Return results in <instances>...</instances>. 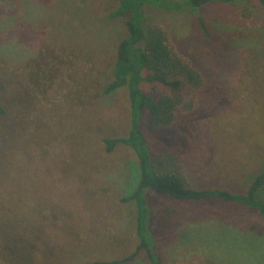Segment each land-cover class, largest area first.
<instances>
[{
	"label": "rangeland",
	"instance_id": "1",
	"mask_svg": "<svg viewBox=\"0 0 264 264\" xmlns=\"http://www.w3.org/2000/svg\"><path fill=\"white\" fill-rule=\"evenodd\" d=\"M116 3L0 0V264L112 259L138 244L135 205L122 201L137 157L103 142L130 128L126 88L105 90L125 34L108 16ZM201 11L209 37L190 9L145 8L146 24L166 32L200 83L177 92L143 83L179 102L171 123L154 129L145 114L142 128L191 186L243 192L264 170V10L246 0ZM147 201L163 264H264L256 210L156 191ZM127 264L150 263L141 251Z\"/></svg>",
	"mask_w": 264,
	"mask_h": 264
},
{
	"label": "trees",
	"instance_id": "2",
	"mask_svg": "<svg viewBox=\"0 0 264 264\" xmlns=\"http://www.w3.org/2000/svg\"><path fill=\"white\" fill-rule=\"evenodd\" d=\"M239 1L246 0H117L114 8L108 13L110 18L122 21L125 34L117 43L111 80L105 90L112 92L126 88L130 128L126 135L104 137L103 142L107 152H112L119 144H124L129 146L137 157V166L122 201L135 205L138 244L131 253L121 257L93 259L77 264H127L141 251L145 253L150 264H163L154 250V237L149 227V191H156L181 201L198 202L211 199L237 203L256 210L264 220V200L260 197L264 191V170L255 175L243 192L224 188L193 187L180 170L173 154L152 153L142 128L145 114L154 129L171 123L179 102L176 95L163 94L155 98L144 90L143 83L161 84L173 92L180 91L185 83H200L199 74L173 49L166 32L158 25L146 24L145 8H160L166 11L190 9L195 12L203 34L209 37V28L201 8L213 2ZM252 1L257 2L264 10V0ZM3 113L5 108L0 103V115Z\"/></svg>",
	"mask_w": 264,
	"mask_h": 264
}]
</instances>
